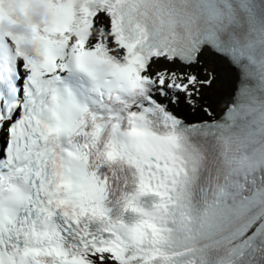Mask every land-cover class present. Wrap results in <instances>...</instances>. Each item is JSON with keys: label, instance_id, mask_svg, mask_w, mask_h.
Listing matches in <instances>:
<instances>
[{"label": "snow or ice", "instance_id": "snow-or-ice-1", "mask_svg": "<svg viewBox=\"0 0 264 264\" xmlns=\"http://www.w3.org/2000/svg\"><path fill=\"white\" fill-rule=\"evenodd\" d=\"M0 264H264V0H0Z\"/></svg>", "mask_w": 264, "mask_h": 264}, {"label": "bare ground", "instance_id": "bare-ground-1", "mask_svg": "<svg viewBox=\"0 0 264 264\" xmlns=\"http://www.w3.org/2000/svg\"><path fill=\"white\" fill-rule=\"evenodd\" d=\"M233 87V82H218L215 86V95L217 100L219 101V106L223 108L224 104L227 103L230 99L231 89ZM186 115L192 118V120H199L201 118L200 113L193 112L192 110H186Z\"/></svg>", "mask_w": 264, "mask_h": 264}]
</instances>
